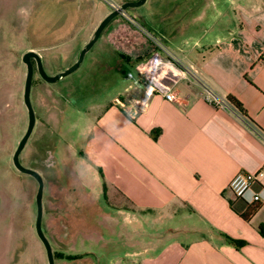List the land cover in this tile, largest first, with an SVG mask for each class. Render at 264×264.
<instances>
[{
    "label": "crops",
    "instance_id": "0c3cea01",
    "mask_svg": "<svg viewBox=\"0 0 264 264\" xmlns=\"http://www.w3.org/2000/svg\"><path fill=\"white\" fill-rule=\"evenodd\" d=\"M197 1L198 10H183L182 30L163 38L215 94L234 98L247 122L182 81L177 102L142 93L78 111L70 154L56 139V179L48 181L54 201L71 196L92 214L102 212L94 241L116 233L121 240L127 229L138 237L118 264H264V202L237 198L227 187L238 172L264 173V0ZM94 14L95 0H74V31L83 43L94 28L80 29L78 20ZM36 162L30 156L27 167L39 172ZM252 191L264 192V177ZM145 226L149 247L141 242Z\"/></svg>",
    "mask_w": 264,
    "mask_h": 264
},
{
    "label": "rangeland",
    "instance_id": "374dc122",
    "mask_svg": "<svg viewBox=\"0 0 264 264\" xmlns=\"http://www.w3.org/2000/svg\"><path fill=\"white\" fill-rule=\"evenodd\" d=\"M125 2L135 0H95L93 19L79 18V28H94V32L104 13ZM198 5L197 0H146L117 16L72 74L47 83L34 70L30 98L35 126L19 160L28 168V159L33 156L44 179L41 227L55 264H118L135 248L138 237L130 229L121 240L116 233L109 241H94L93 231L103 230L100 223L104 218L97 216L100 211L92 214L94 210H88L86 202L83 206V200L72 201L71 196H65L62 202L59 197L54 201L48 181L56 179L51 172L56 139L61 141L64 154H70L75 146L78 111L85 114L93 106L117 100L131 102V92L140 89L131 80L136 76L133 65L153 53L157 40L169 49L163 36L171 29L182 30L188 19L183 17V10H198ZM93 32L83 36L84 43L75 34L74 0H0V264H48L35 232L37 182L17 171L12 163L28 124L22 56L34 51L44 72L54 76L77 61ZM179 36L176 41L182 45L181 32L175 38ZM42 156H46L44 166L39 167ZM104 204L102 199L98 205L106 212ZM141 242L149 247L150 226H145ZM74 256L79 257L74 260Z\"/></svg>",
    "mask_w": 264,
    "mask_h": 264
},
{
    "label": "built area",
    "instance_id": "2783aa9c",
    "mask_svg": "<svg viewBox=\"0 0 264 264\" xmlns=\"http://www.w3.org/2000/svg\"><path fill=\"white\" fill-rule=\"evenodd\" d=\"M156 49L145 60L136 62L133 65L135 77L131 80L134 85L141 86L144 99L147 100L154 95H160L166 101L177 102L179 96L176 86L182 81H193L204 91L206 98L221 108L231 109L245 122L247 118L244 114L236 110L226 99L215 94L204 82H202L197 72L190 66L185 65L181 60L174 56L169 49L164 46V42L157 40ZM145 101H137L138 106H144ZM120 104V103H119ZM121 106H124L123 104ZM264 137V135L262 134ZM264 173L259 170L256 172H238L228 182L229 191L237 198H249L252 203L264 202V192H253L252 188Z\"/></svg>",
    "mask_w": 264,
    "mask_h": 264
},
{
    "label": "water",
    "instance_id": "95a60500",
    "mask_svg": "<svg viewBox=\"0 0 264 264\" xmlns=\"http://www.w3.org/2000/svg\"><path fill=\"white\" fill-rule=\"evenodd\" d=\"M145 1L146 0H138L135 2H125L121 4L119 7L112 10V12H110L99 23V25L93 32L91 38L89 39V41L85 44L83 49L80 51L77 61L72 66H70L68 69L64 70L63 72H60L59 74H56L54 76H48L43 70L40 57L34 51H28L22 56V62L26 66V77L24 81V90H23V102L27 110L28 124H27L26 132L23 135L22 139L19 141L17 148L13 154L12 163L17 171H19L22 174L31 176L37 182V191L35 195V204H36L35 232L45 248L48 264H55V263H54V256H53L51 245L48 239L46 238V236L44 235L42 231V227H41L42 215H43V204H42V196H43V188H44L43 178L36 170L23 167L19 160V156L22 150L24 149L29 137L32 134V131L35 126V120H36L35 113H34V110L31 104V98H30L33 75H34V68H33L31 60L33 59L35 61L36 70L39 76L41 77V79H43L47 83H55L59 81L60 79L72 74L80 67L85 54L93 47V45L96 43V41L101 36L104 29L109 25V23L112 20H114L119 15H123V12H125L129 8H135V7L141 6L142 4H144Z\"/></svg>",
    "mask_w": 264,
    "mask_h": 264
},
{
    "label": "trees",
    "instance_id": "16d2710c",
    "mask_svg": "<svg viewBox=\"0 0 264 264\" xmlns=\"http://www.w3.org/2000/svg\"><path fill=\"white\" fill-rule=\"evenodd\" d=\"M113 21V20H112ZM111 21V22H112ZM110 22V23H111ZM109 23V24H110ZM103 33V32H102ZM142 91H140V89L138 90L137 88H136V90H133L132 92H131V94H130V97L131 98H135V97H137V96H141L142 95ZM227 101L236 109V110H238V111H241V106H240V104L234 99V98H231V97H229L228 99H227ZM252 213V211H250V212H248L245 216H243L244 218H247L248 217V215L249 214H251ZM79 256H74V260L75 259H77ZM70 259H72V257L70 258Z\"/></svg>",
    "mask_w": 264,
    "mask_h": 264
},
{
    "label": "flooded vegetation",
    "instance_id": "af4514ba",
    "mask_svg": "<svg viewBox=\"0 0 264 264\" xmlns=\"http://www.w3.org/2000/svg\"><path fill=\"white\" fill-rule=\"evenodd\" d=\"M135 1H138V0H135ZM31 62H32L33 68H34V70H35V69H36L35 61L32 59ZM36 72H37V70H36Z\"/></svg>",
    "mask_w": 264,
    "mask_h": 264
}]
</instances>
